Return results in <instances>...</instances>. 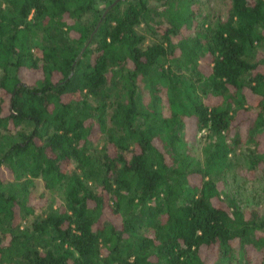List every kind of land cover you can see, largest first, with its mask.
Instances as JSON below:
<instances>
[{
	"label": "trees",
	"instance_id": "1",
	"mask_svg": "<svg viewBox=\"0 0 264 264\" xmlns=\"http://www.w3.org/2000/svg\"><path fill=\"white\" fill-rule=\"evenodd\" d=\"M198 3L0 0V264H264V0Z\"/></svg>",
	"mask_w": 264,
	"mask_h": 264
},
{
	"label": "rangeland",
	"instance_id": "2",
	"mask_svg": "<svg viewBox=\"0 0 264 264\" xmlns=\"http://www.w3.org/2000/svg\"><path fill=\"white\" fill-rule=\"evenodd\" d=\"M198 2L199 10L202 15L221 14L224 16L229 5V0H198ZM188 126L187 133L190 131ZM202 133L203 132L198 133L194 140H189L193 153L199 157H201V144L199 138ZM237 153H240V150L237 151ZM224 183L223 193H229L231 196H234L243 208L247 206H257L264 211V207L260 205L259 195L261 193L260 188L262 184L259 179L256 177L253 179H244L240 176L236 177L229 175L224 179ZM34 191L35 195L46 192L40 180L35 181ZM40 209L36 212H39ZM255 259L256 258H252L250 264H254Z\"/></svg>",
	"mask_w": 264,
	"mask_h": 264
}]
</instances>
